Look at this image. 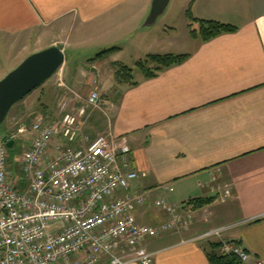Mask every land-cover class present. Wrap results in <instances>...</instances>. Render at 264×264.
I'll return each instance as SVG.
<instances>
[{
  "label": "crops",
  "instance_id": "obj_1",
  "mask_svg": "<svg viewBox=\"0 0 264 264\" xmlns=\"http://www.w3.org/2000/svg\"><path fill=\"white\" fill-rule=\"evenodd\" d=\"M153 1L0 0V80L29 56L57 46L65 65L21 108L59 117L82 109L80 100L95 89L108 96L97 132L131 150L140 175L131 191L147 196L135 212L138 224L165 220L159 197L193 212L188 232L146 240L153 264H210L205 244L220 238L202 237L220 228H227L221 239L240 243L264 264V0H171L188 31L185 40L173 30L177 25L143 27ZM189 9L197 19L237 30L204 43L193 39ZM90 45L100 47L99 59L78 66L73 54L75 67L68 69V53ZM150 55L188 58L146 78L137 64ZM115 64L132 69L131 82L116 81ZM13 180L20 190L28 185ZM166 185L174 191L163 190ZM196 199L211 203L193 211L189 203Z\"/></svg>",
  "mask_w": 264,
  "mask_h": 264
},
{
  "label": "built area",
  "instance_id": "obj_2",
  "mask_svg": "<svg viewBox=\"0 0 264 264\" xmlns=\"http://www.w3.org/2000/svg\"><path fill=\"white\" fill-rule=\"evenodd\" d=\"M63 86V84H60ZM80 110L66 109L61 120L40 115L29 131V149L19 158L23 179L18 189L8 171L9 149L0 134V264H153L147 239L188 232L193 217L159 197L165 213L160 225L141 226L135 216L147 196L131 191L140 175L130 148L112 135L90 140L84 133L87 108L103 111L98 89ZM61 143L52 148L54 141ZM163 190L173 192L170 185ZM225 195L231 187L225 185ZM226 228L202 238H221ZM221 253L242 264H263L240 244L223 241Z\"/></svg>",
  "mask_w": 264,
  "mask_h": 264
},
{
  "label": "rangeland",
  "instance_id": "obj_3",
  "mask_svg": "<svg viewBox=\"0 0 264 264\" xmlns=\"http://www.w3.org/2000/svg\"><path fill=\"white\" fill-rule=\"evenodd\" d=\"M172 5L171 6L169 5V7L165 11V13L159 17L157 23L155 24L156 29H162V27H160V26L164 23H167L170 26L177 25L178 27H174V29H173L174 31L177 32V36L179 38H183L184 40L188 39L187 38V36H188L187 29L184 27H180V24H179V22H180L179 21V18H180L179 11L176 9L175 5L174 6H172ZM173 30H171L170 28H165V31H168V32H171ZM187 46H188V44H186V47ZM98 48H100V47H95L93 45H90L88 47H83V48L79 49L76 53L69 52L68 53V56H69V61H68L69 62V68L68 69H73L75 67V64L72 62V59H71L73 54H75V56H73V57H75L74 59L77 60L78 66L82 65V66L88 67L87 63L99 59V58H97V52L95 51ZM186 50H189V49L187 48ZM108 51L109 50H106L104 52H108ZM104 52H102V53H104ZM132 66H134V65H132ZM90 70H91V68H90ZM133 70L135 73L139 72V69H137L135 67H133ZM132 75H133V73H132ZM133 78L135 79V77H133ZM95 79H97V78H95ZM96 82H98V80H96L95 83ZM90 93H89V95H90ZM99 94H100V103L102 104L103 100H106V98L108 96L103 95V93H101L100 91H99ZM78 100H80V98H78ZM82 100L84 101V103H85L84 105L86 106L85 99H81L80 101L83 102ZM22 105L23 104H21V105L18 104L15 107H13V109L9 113L6 121L0 126V134L3 137H6L8 140H10V139L14 140L16 143L15 149L9 151L10 179H12V180L14 179L15 181L22 180L23 176H22L21 167L19 164V158L21 157V155L23 154V152L25 150L29 149L30 143L32 140L31 134H29V133L20 134L19 130L22 127H26L30 131L32 124L35 122L37 117H39V114H41V113H38L37 111L31 110V109L26 110V111H28V112H26L23 108H21ZM86 111H87V117L83 120V122H84V133L86 136H88L90 138V140H94L100 136L97 132V129L99 127L98 121H99L100 116H102L103 111H101L100 109H95V108H90V107H88ZM58 114L59 113L57 112V115ZM51 117H52V119L54 117V120H56V122H57L58 120L59 121L61 120L62 115L59 117H55V115L52 114ZM7 121H8V125H7ZM60 143H61L60 140L54 141L52 144V148H54L56 145H58ZM192 213L193 212H187V214L193 215ZM220 229H222V228H220ZM223 234H224V232H223ZM140 248H144L145 250L148 251V249L145 247V245H141ZM148 252H150V251H148Z\"/></svg>",
  "mask_w": 264,
  "mask_h": 264
},
{
  "label": "water",
  "instance_id": "obj_4",
  "mask_svg": "<svg viewBox=\"0 0 264 264\" xmlns=\"http://www.w3.org/2000/svg\"><path fill=\"white\" fill-rule=\"evenodd\" d=\"M171 0H154L143 27H153L170 5ZM64 51L53 46L25 59L16 69L0 80V126L17 104L50 81L65 65ZM15 149V141L7 144Z\"/></svg>",
  "mask_w": 264,
  "mask_h": 264
},
{
  "label": "trees",
  "instance_id": "obj_5",
  "mask_svg": "<svg viewBox=\"0 0 264 264\" xmlns=\"http://www.w3.org/2000/svg\"><path fill=\"white\" fill-rule=\"evenodd\" d=\"M186 16L189 21V30L192 38L200 40L203 43L237 30L235 27L224 25L219 22L197 19L193 16L191 9L187 11ZM105 53H102L99 56H102ZM187 58V55H150L144 61H140L137 66L142 69L146 78H153L171 67L182 64ZM151 65H154V67L151 68ZM115 68V78L118 83L131 82L132 69H129L122 64H115ZM136 84L137 83H134L133 85ZM210 203L211 199H196L191 201L189 205L192 206L191 210L195 211L204 208ZM222 244L223 243L219 241H208L207 244H205L209 253L210 264H242L236 256L222 254Z\"/></svg>",
  "mask_w": 264,
  "mask_h": 264
}]
</instances>
